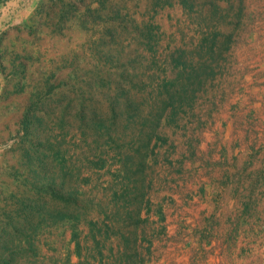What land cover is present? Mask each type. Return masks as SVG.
<instances>
[{"label":"rangeland","instance_id":"374dc122","mask_svg":"<svg viewBox=\"0 0 264 264\" xmlns=\"http://www.w3.org/2000/svg\"><path fill=\"white\" fill-rule=\"evenodd\" d=\"M9 11L0 264H264V0Z\"/></svg>","mask_w":264,"mask_h":264},{"label":"crops","instance_id":"0c3cea01","mask_svg":"<svg viewBox=\"0 0 264 264\" xmlns=\"http://www.w3.org/2000/svg\"><path fill=\"white\" fill-rule=\"evenodd\" d=\"M17 0H9V1H5L0 3V23H2V21L4 20L5 17H8V13L9 8L11 6V4L16 3Z\"/></svg>","mask_w":264,"mask_h":264}]
</instances>
